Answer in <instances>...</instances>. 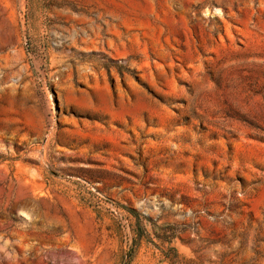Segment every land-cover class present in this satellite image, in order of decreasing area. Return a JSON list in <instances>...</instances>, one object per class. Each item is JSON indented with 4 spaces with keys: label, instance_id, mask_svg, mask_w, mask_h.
I'll list each match as a JSON object with an SVG mask.
<instances>
[{
    "label": "rangeland",
    "instance_id": "374dc122",
    "mask_svg": "<svg viewBox=\"0 0 264 264\" xmlns=\"http://www.w3.org/2000/svg\"><path fill=\"white\" fill-rule=\"evenodd\" d=\"M163 247L264 264V0H0V264Z\"/></svg>",
    "mask_w": 264,
    "mask_h": 264
},
{
    "label": "trees",
    "instance_id": "16d2710c",
    "mask_svg": "<svg viewBox=\"0 0 264 264\" xmlns=\"http://www.w3.org/2000/svg\"><path fill=\"white\" fill-rule=\"evenodd\" d=\"M128 214L133 218V226H132V233L133 237L131 239V245L129 251L127 253V257L130 259L132 258L136 248L145 240H148V234L145 229V218L135 212L134 210L128 209ZM159 251L161 252L163 258L168 262V264H198L192 260H188L182 258L177 250L173 247L167 248H160Z\"/></svg>",
    "mask_w": 264,
    "mask_h": 264
}]
</instances>
